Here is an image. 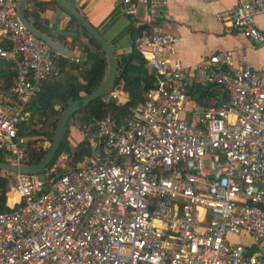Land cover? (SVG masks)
Here are the masks:
<instances>
[{"label": "built area", "instance_id": "1", "mask_svg": "<svg viewBox=\"0 0 264 264\" xmlns=\"http://www.w3.org/2000/svg\"><path fill=\"white\" fill-rule=\"evenodd\" d=\"M17 1L0 0V39L8 43L0 59L21 100L8 111L0 97V156L11 163L26 153L16 131L30 113L22 106L59 73V53L27 29ZM121 2L129 15L149 6L134 46L153 73L151 87L124 116L102 115L82 164L48 185L43 174L10 172L0 264H264V67L245 59L231 67L229 51L209 53L198 65L201 81L222 96L195 109L187 95L193 73L168 56L177 37L153 23L159 9ZM216 19L264 43V0H235ZM98 97L128 99L121 86ZM238 233L251 242L229 239Z\"/></svg>", "mask_w": 264, "mask_h": 264}, {"label": "trees", "instance_id": "2", "mask_svg": "<svg viewBox=\"0 0 264 264\" xmlns=\"http://www.w3.org/2000/svg\"><path fill=\"white\" fill-rule=\"evenodd\" d=\"M52 1L69 15L68 26L77 25V31L82 38L80 46L82 57L75 62L72 56L65 57L58 54V57L55 58L59 66L58 75L44 80L35 97L22 106V111L30 112L28 115H21L16 123L17 133L26 139V153L21 160L23 164L35 163L43 156L48 145L41 148V143L45 139L49 142L51 141L56 121L63 107L70 100L92 91L101 81L106 71V59L100 43L72 14L62 8L57 0ZM38 5L40 8L43 7L41 3ZM33 24L36 28H40L35 13ZM145 27H147L145 23L135 24L133 19L129 20L127 31L130 49L125 61L117 67L112 85L121 86L126 91L128 99L122 104H116L113 101L102 102L99 97H96L70 114L53 157L37 173L44 175L43 185H48L56 175L82 164L85 155L91 149L92 144L89 137H91L94 130V124L102 115L110 113L115 117L124 116L127 113L128 106L140 100L143 92L151 87L153 73L144 65L134 46L135 36ZM0 45L7 47L6 39H1ZM13 74L14 71L9 69L8 62L5 61L4 65L0 66V97L1 102L8 111L12 109L11 107L21 104L19 95L9 90ZM187 92L191 99L201 108L209 106L211 98L213 99L212 103L216 104L222 96L221 91L214 86L201 84L193 80L190 82ZM71 126L76 127L84 134L77 142L71 141L69 134ZM59 154L67 156L66 164L48 171ZM0 161L8 162L2 156H0ZM9 177L10 172H0V211L8 208L6 191ZM252 249L253 247L249 248V250Z\"/></svg>", "mask_w": 264, "mask_h": 264}, {"label": "crops", "instance_id": "3", "mask_svg": "<svg viewBox=\"0 0 264 264\" xmlns=\"http://www.w3.org/2000/svg\"><path fill=\"white\" fill-rule=\"evenodd\" d=\"M68 1L106 39L113 50L116 65L119 67L125 61L130 49L127 31L129 20L133 19L135 24L143 23L149 17L148 4L138 5L136 14L129 15L123 12L121 0ZM148 1L150 5H155L159 9L156 21L153 23L176 35L177 39L168 56L188 67L190 73H193L190 82L193 80L203 84L202 79L197 75L198 65L212 52L229 51L232 56L231 67L237 66L243 59L255 68L264 67V43L252 42L216 19V14L232 7L235 0H164V3H160L161 0ZM40 3L43 4L42 8L38 5ZM23 10L25 17L34 27H36L33 24L34 13L37 15V23L40 26L37 29L42 32L48 33L53 29L76 31V36L55 34L53 38L69 47L73 52L72 56H79L78 48L82 44V38L77 31V25L68 26L69 15L52 0H26ZM256 20L263 24L261 17L257 16ZM61 56L64 55L61 54ZM5 61L0 59V66L4 65ZM216 89L220 91L219 88ZM187 95L195 109L206 108L199 107L188 92ZM209 102L210 105L213 104V99L211 98ZM69 134L72 142L82 138L81 131L74 126L69 128ZM228 237L231 241L244 244L251 242L247 233L228 234Z\"/></svg>", "mask_w": 264, "mask_h": 264}, {"label": "water", "instance_id": "4", "mask_svg": "<svg viewBox=\"0 0 264 264\" xmlns=\"http://www.w3.org/2000/svg\"><path fill=\"white\" fill-rule=\"evenodd\" d=\"M26 0H18L16 11L23 22V24L29 29L36 37L41 38L48 46L66 56L71 57L73 52L72 50L67 47L66 45L60 43L59 41L53 38L55 34H62L66 36H76L77 32L70 30V29H53L48 33L42 32L30 23L24 15L23 5ZM58 4L72 14L80 24L100 43L105 59H106V71L98 83V85L90 91L88 94L82 95L78 98L70 100L61 110L60 115L56 121L55 128L52 133L51 141L48 144V147L43 154V156L35 163L32 164H23V163H11V162H4L0 161V169H3L7 172H18L23 174H37L41 171L50 159L53 157L56 148L59 144V141L62 137L64 125L70 116L75 110L80 108L81 106L86 105L90 100L98 97L103 91L108 89L113 85L114 78L116 75L117 65L114 59L113 50L110 47L109 43L106 39L98 32V30L92 26L88 20L78 11V9L72 5L68 0H57Z\"/></svg>", "mask_w": 264, "mask_h": 264}, {"label": "rangeland", "instance_id": "5", "mask_svg": "<svg viewBox=\"0 0 264 264\" xmlns=\"http://www.w3.org/2000/svg\"><path fill=\"white\" fill-rule=\"evenodd\" d=\"M78 52H79V57H82V53H81V48H78ZM198 77H200L201 79H203V74L201 72H197ZM82 133V132H81ZM84 136V134L82 133V137ZM49 144V141L47 139H45L44 141H42L41 143V148L46 147ZM67 156L65 154H59L57 156V158L55 159L54 163L51 165V167L48 169V171H52L54 170L56 167H62L64 166L67 161ZM1 173H7V171L1 169L0 171ZM13 197L14 195H12L11 192H7L6 194V204L9 205L11 203H13Z\"/></svg>", "mask_w": 264, "mask_h": 264}, {"label": "bare ground", "instance_id": "6", "mask_svg": "<svg viewBox=\"0 0 264 264\" xmlns=\"http://www.w3.org/2000/svg\"><path fill=\"white\" fill-rule=\"evenodd\" d=\"M14 198V197H13Z\"/></svg>", "mask_w": 264, "mask_h": 264}]
</instances>
